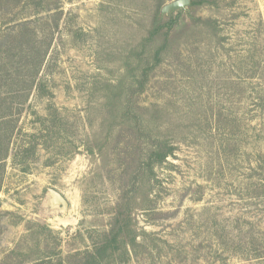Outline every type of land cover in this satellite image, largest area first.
Returning a JSON list of instances; mask_svg holds the SVG:
<instances>
[{
    "label": "rangeland",
    "instance_id": "1",
    "mask_svg": "<svg viewBox=\"0 0 264 264\" xmlns=\"http://www.w3.org/2000/svg\"><path fill=\"white\" fill-rule=\"evenodd\" d=\"M171 1L0 0V41L23 19L52 31L0 188V264H72L118 206L138 244L117 264H264V0ZM159 141L171 153L139 168Z\"/></svg>",
    "mask_w": 264,
    "mask_h": 264
},
{
    "label": "trees",
    "instance_id": "2",
    "mask_svg": "<svg viewBox=\"0 0 264 264\" xmlns=\"http://www.w3.org/2000/svg\"><path fill=\"white\" fill-rule=\"evenodd\" d=\"M204 2L207 0H192L190 4L201 5ZM32 23V19L18 21L12 31L7 32L0 41V188L3 184L7 160L15 144L14 140L20 132V117L32 91L37 88L39 73L52 40L51 28L49 34H45L42 38ZM157 32L158 29L152 34ZM158 55L159 49L154 53L156 61ZM255 105L262 110L264 116V96L260 97ZM257 130L261 131L259 128ZM154 146L147 151L145 159L137 160L139 168L143 166L152 169L171 153L161 141ZM259 156V159H264L263 155ZM13 164L15 165L14 159ZM262 164L264 169V160ZM137 177L138 173H135L133 179ZM123 196L125 197L124 193ZM2 230L0 224V233ZM136 237L129 212L118 206L111 215L109 227L103 232L101 239L94 243L91 250L75 253L72 264H117L120 257L126 261L131 255V250L138 244ZM39 262L28 264H40Z\"/></svg>",
    "mask_w": 264,
    "mask_h": 264
},
{
    "label": "water",
    "instance_id": "3",
    "mask_svg": "<svg viewBox=\"0 0 264 264\" xmlns=\"http://www.w3.org/2000/svg\"><path fill=\"white\" fill-rule=\"evenodd\" d=\"M190 5V0H173L161 8L162 14H168L172 11L184 10ZM51 193V203L52 205H62L63 207H67V201L64 196L56 191L55 189H49Z\"/></svg>",
    "mask_w": 264,
    "mask_h": 264
},
{
    "label": "crops",
    "instance_id": "4",
    "mask_svg": "<svg viewBox=\"0 0 264 264\" xmlns=\"http://www.w3.org/2000/svg\"><path fill=\"white\" fill-rule=\"evenodd\" d=\"M50 189V188H49Z\"/></svg>",
    "mask_w": 264,
    "mask_h": 264
}]
</instances>
